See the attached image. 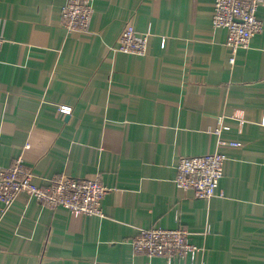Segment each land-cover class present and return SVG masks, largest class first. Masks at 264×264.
<instances>
[{
	"label": "crops",
	"instance_id": "1",
	"mask_svg": "<svg viewBox=\"0 0 264 264\" xmlns=\"http://www.w3.org/2000/svg\"><path fill=\"white\" fill-rule=\"evenodd\" d=\"M64 1L0 0V167L21 153L39 186L99 174L103 216L0 201V264H168L130 244L153 226L197 247L171 264H264V29L230 63L214 0H93L71 32ZM127 23L149 30L144 55L112 49ZM220 117L238 146H219L222 195L200 198L174 163L214 150Z\"/></svg>",
	"mask_w": 264,
	"mask_h": 264
},
{
	"label": "built area",
	"instance_id": "2",
	"mask_svg": "<svg viewBox=\"0 0 264 264\" xmlns=\"http://www.w3.org/2000/svg\"><path fill=\"white\" fill-rule=\"evenodd\" d=\"M92 1H64L61 21L67 32L88 30L94 9ZM262 2L264 0H214L211 22L214 28L223 27L227 30L226 45L230 51V63L234 62L237 51L250 47L252 37L264 29V24L257 15ZM149 33L148 30L139 34L132 24L127 23L112 49L144 55ZM2 42L3 38L0 36V45ZM58 109L64 114H70L72 106L59 104ZM222 118H219L214 131L219 137L214 150L198 155H180L174 163L176 174L173 180L176 185L193 190L194 195L200 198L209 199L222 195L219 184L226 155L219 150V146H238L236 141H227L220 137L222 129L225 128ZM259 123L264 125V113ZM33 177L32 171L25 166L21 153L11 165L0 167V201L3 203V210L24 194L28 199L34 198L52 208L63 206L71 212L103 216L101 201L108 187L99 174L83 178L56 174L42 186L36 185ZM130 244L135 253L161 256L168 264L176 258L193 256L197 250L196 245L189 239L188 230L183 226L140 228Z\"/></svg>",
	"mask_w": 264,
	"mask_h": 264
}]
</instances>
